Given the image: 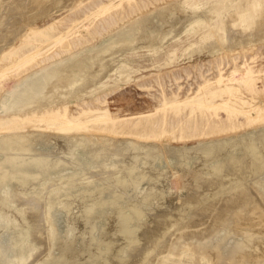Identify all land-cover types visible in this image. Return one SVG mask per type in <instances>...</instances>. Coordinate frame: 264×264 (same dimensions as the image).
Masks as SVG:
<instances>
[{"label": "rangeland", "instance_id": "obj_1", "mask_svg": "<svg viewBox=\"0 0 264 264\" xmlns=\"http://www.w3.org/2000/svg\"><path fill=\"white\" fill-rule=\"evenodd\" d=\"M0 264H264V0H0Z\"/></svg>", "mask_w": 264, "mask_h": 264}]
</instances>
